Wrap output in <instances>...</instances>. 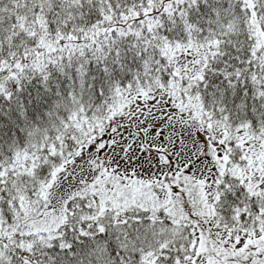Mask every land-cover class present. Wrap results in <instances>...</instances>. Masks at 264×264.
<instances>
[{"label": "snow or ice", "instance_id": "obj_1", "mask_svg": "<svg viewBox=\"0 0 264 264\" xmlns=\"http://www.w3.org/2000/svg\"><path fill=\"white\" fill-rule=\"evenodd\" d=\"M0 264H264V0H0Z\"/></svg>", "mask_w": 264, "mask_h": 264}]
</instances>
